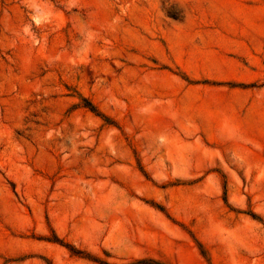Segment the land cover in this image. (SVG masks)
Returning a JSON list of instances; mask_svg holds the SVG:
<instances>
[{"label":"rangeland","instance_id":"rangeland-1","mask_svg":"<svg viewBox=\"0 0 264 264\" xmlns=\"http://www.w3.org/2000/svg\"><path fill=\"white\" fill-rule=\"evenodd\" d=\"M0 264H264V0H0Z\"/></svg>","mask_w":264,"mask_h":264}]
</instances>
